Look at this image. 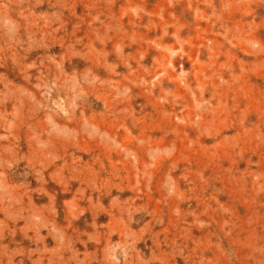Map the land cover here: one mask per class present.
Wrapping results in <instances>:
<instances>
[{"label": "rangeland", "instance_id": "rangeland-1", "mask_svg": "<svg viewBox=\"0 0 264 264\" xmlns=\"http://www.w3.org/2000/svg\"><path fill=\"white\" fill-rule=\"evenodd\" d=\"M0 264H264V0H0Z\"/></svg>", "mask_w": 264, "mask_h": 264}]
</instances>
